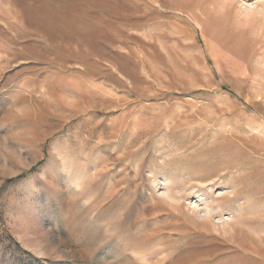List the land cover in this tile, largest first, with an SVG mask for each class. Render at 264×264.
Segmentation results:
<instances>
[{
	"label": "rangeland",
	"instance_id": "1",
	"mask_svg": "<svg viewBox=\"0 0 264 264\" xmlns=\"http://www.w3.org/2000/svg\"><path fill=\"white\" fill-rule=\"evenodd\" d=\"M0 264H264V0H0Z\"/></svg>",
	"mask_w": 264,
	"mask_h": 264
},
{
	"label": "bare ground",
	"instance_id": "2",
	"mask_svg": "<svg viewBox=\"0 0 264 264\" xmlns=\"http://www.w3.org/2000/svg\"><path fill=\"white\" fill-rule=\"evenodd\" d=\"M247 7L249 8V9H251L252 8V6L250 5V4H248L247 5ZM160 193H162V192H160ZM175 197V196H174ZM197 198L199 197V195L198 196H196ZM172 198V197H171ZM176 198V197H175ZM173 199V198H172ZM201 201L203 202H205V200H204V198H201V197H199L198 199H194V200H189L188 201V203L190 204V205H192V207H194L195 209H197V212H199V213H201L202 212V214H203V212L206 210H208V206L206 205V207H205V209L204 208H199L200 206H201ZM206 211H205V213H206ZM198 215V214H197ZM201 215V214H200ZM198 217H199V215H198ZM206 217V216H205ZM211 218V216H209L208 217V219H210ZM213 218V217H212ZM215 218V217H214ZM216 219H217V221H219V222H222V221H228V220H230V217H229V215H221V216H219V217H216ZM224 223V222H223Z\"/></svg>",
	"mask_w": 264,
	"mask_h": 264
}]
</instances>
